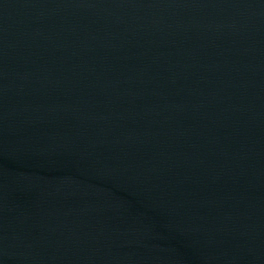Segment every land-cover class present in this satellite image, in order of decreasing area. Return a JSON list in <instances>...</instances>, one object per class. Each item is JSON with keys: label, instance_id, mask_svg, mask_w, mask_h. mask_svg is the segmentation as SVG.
I'll use <instances>...</instances> for the list:
<instances>
[{"label": "water", "instance_id": "1", "mask_svg": "<svg viewBox=\"0 0 264 264\" xmlns=\"http://www.w3.org/2000/svg\"><path fill=\"white\" fill-rule=\"evenodd\" d=\"M0 264H264V0H0Z\"/></svg>", "mask_w": 264, "mask_h": 264}]
</instances>
